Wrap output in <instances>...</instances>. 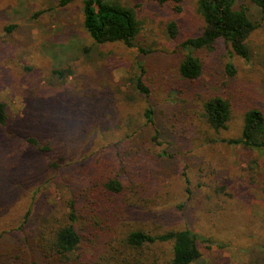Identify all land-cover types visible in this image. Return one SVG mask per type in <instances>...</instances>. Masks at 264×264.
<instances>
[{"label":"rangeland","instance_id":"rangeland-1","mask_svg":"<svg viewBox=\"0 0 264 264\" xmlns=\"http://www.w3.org/2000/svg\"><path fill=\"white\" fill-rule=\"evenodd\" d=\"M61 1L0 0V101L8 115L6 124H0V264H14L16 249L27 258L26 247L30 249L32 242L21 239L29 228L23 226L25 234L16 228L34 199L42 205L44 194L47 202L62 205L66 190L76 189L79 169H94V161L86 159L98 145L110 144L101 150L109 157L117 137L132 135L137 146L150 137L153 128L144 125L143 118L147 99L132 81L138 76L150 88L156 126L166 144L171 143L169 155L151 156L156 183L170 197L165 208L171 214L165 219L170 217L172 223L166 225H187L196 234L201 250L196 264H264V150L223 141L193 150L187 140H172L174 127L179 133L185 130L184 135L193 134L198 122L190 103L195 107L196 100L207 94L232 102V118L220 134L226 139L240 136L245 110L257 106L264 111V22L250 37L249 59L231 53L223 41L212 50L194 51L204 68L203 92L198 94L186 90L179 74L188 52L182 42L201 32L198 0H186L177 14L154 0H120L135 8L140 21L131 48L119 42L96 43L84 28L83 0ZM235 5L247 8L259 22L251 0H236ZM171 21L178 24L176 37L169 33ZM228 63L234 65V75L227 72ZM58 70L69 72L61 77ZM96 99L110 106L97 123L104 140L92 131L82 133L86 129L81 123L71 131L66 126L73 118L91 119L97 112L92 107ZM183 111L189 114L183 117ZM173 112L179 114L178 126L173 124ZM92 121L86 125L96 123ZM32 137L51 149L40 151L29 142ZM133 140L125 139L121 145ZM54 161L61 167L53 168ZM77 161L75 166L65 165ZM184 173L193 189L189 199ZM129 225L117 231L116 239ZM110 246H99L100 253L96 247L85 248L80 261L110 264L106 259L113 252H107ZM149 254L151 260L160 255L158 264H166L171 245L155 247Z\"/></svg>","mask_w":264,"mask_h":264},{"label":"trees","instance_id":"trees-1","mask_svg":"<svg viewBox=\"0 0 264 264\" xmlns=\"http://www.w3.org/2000/svg\"><path fill=\"white\" fill-rule=\"evenodd\" d=\"M71 1L62 0L61 4ZM154 1L169 5L177 14L183 10L186 0ZM251 1L258 8L259 22L253 19L247 8H237L236 0L197 1V10L203 21L201 32L182 42V47L188 52L179 65V74L186 81L187 91L203 92L201 80L204 68L200 57L194 55L195 50H212L218 42L223 41L231 53L249 59L250 37L259 23L264 22V0ZM82 5L84 28L96 43L119 42L130 48L134 46L140 32V21L133 6L123 4L120 0H83ZM12 28L13 26H10L7 29ZM168 29L171 37L178 35L177 22L171 21ZM67 72L69 71H55L61 77ZM227 72L230 75L236 73L232 63H228ZM132 81L137 92L147 99L143 118L144 125L153 128L150 137L146 142L143 141L141 146L134 144L136 138L132 135L124 139L117 137L112 144L114 151L109 157L103 155L101 150L110 144L98 145L90 158H83L92 159L94 169H79L77 174L81 175L76 189L73 192L66 190L68 196L62 199V205L53 204L49 200L47 202L49 197L46 198L44 194L42 205H39L38 199H34L35 205L33 202L27 208L21 225L16 228L20 233L24 227L29 228V233L22 232L25 235L20 239L32 243L29 244L30 249L26 247L27 258L21 257L18 249L14 251V264H85L80 261L83 260L85 248L96 247V251L100 253L99 246L109 244L111 246L107 252H113L106 259L110 264H158V259L163 257L156 255L155 259L151 260L150 250L166 245H171V256L166 260V264H196L201 258L197 236L189 226L166 225L168 222L172 223L170 217L169 221L165 219V216L171 214L165 208L170 203V197L163 187L156 183L155 163L151 156L169 155L171 146L168 145L171 143L166 144L156 126V110L151 102L149 86L142 76ZM199 92L197 93L200 94ZM92 102L97 114L91 113L94 115L90 117L95 124L86 125L91 119L80 120L78 117L67 121L66 126L71 131L72 128H79L81 123L86 129L82 130V133L92 131L95 138L104 140L106 135L97 123L104 119L110 106L101 99ZM190 106L195 111L197 127L189 136L184 135L185 130L179 133L174 127V142L187 140L193 150L196 145L205 147L221 141L240 144L253 150H264V111L260 107L253 106L245 110L240 136L226 139L220 134L228 128L232 118L233 107L230 100L221 95L207 94L196 100L195 107L193 103H190ZM177 112H173L172 116L175 126H178L179 121ZM180 113L183 117L184 114H189L184 111ZM194 118L192 115L193 122ZM7 119V106L0 101V124H6ZM130 138L134 140L121 145L125 139L131 140ZM29 142L40 151L51 149L49 144L42 145L33 137ZM77 163L78 161L65 165L75 166ZM52 166L56 169L61 167L58 161L52 162ZM184 184V193L189 199L193 189L188 173H184ZM39 190L41 191V188ZM127 223H131L130 227L121 234L120 239H116L117 231Z\"/></svg>","mask_w":264,"mask_h":264}]
</instances>
